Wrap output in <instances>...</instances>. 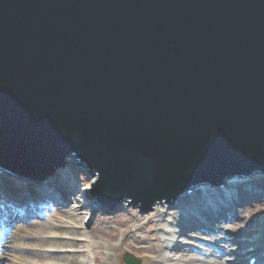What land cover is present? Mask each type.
<instances>
[{
    "label": "water",
    "instance_id": "obj_1",
    "mask_svg": "<svg viewBox=\"0 0 264 264\" xmlns=\"http://www.w3.org/2000/svg\"><path fill=\"white\" fill-rule=\"evenodd\" d=\"M71 155L142 213L264 178V0H0V185Z\"/></svg>",
    "mask_w": 264,
    "mask_h": 264
},
{
    "label": "rangeland",
    "instance_id": "obj_2",
    "mask_svg": "<svg viewBox=\"0 0 264 264\" xmlns=\"http://www.w3.org/2000/svg\"><path fill=\"white\" fill-rule=\"evenodd\" d=\"M62 177L63 180L62 183H59L60 189L57 190V193L49 188L48 191L44 192L45 194L43 191L40 193L36 191L32 195V199L22 203H8L0 200V224L5 228V233L15 232L20 223L24 225L33 220V223L38 226L33 231L43 230L45 233L40 238L34 236L19 238L21 242H39L33 248L45 255H51L68 253L74 249L71 246L73 244H65L61 245L59 250H56L54 246H50L51 242L74 238V245L78 250L86 249L78 256L79 262L89 261L91 264H93V253L100 254L103 261L111 262V264H125L123 260L125 252L133 255L141 264H174V262H177V264H191L192 261L191 263L187 261L188 257L190 259L193 257L198 259L203 257L207 260L216 259L219 264H241L240 261L235 262V256L230 252L231 249L226 250L229 251L228 254L225 251L217 253L215 249L219 248V245L222 246V242L211 240L205 243V240L203 241L204 234L202 233L211 230L215 233L214 236L219 235V238L231 237V242L227 241L225 246L231 243L230 248L239 251H244L245 248L244 250L242 248L249 245L248 243H251L254 237L257 241H264V178L260 176H255L252 179L253 183L244 188L245 194L241 193L240 196H235L237 200L243 198L247 201V198H254L259 195L254 199L256 202L254 204L257 205L255 207H253L254 205H247V212H242L240 219L236 216L240 207L237 209V206H235L234 209L235 201H232V198H229L228 204L226 203L228 206L223 204V206L218 207L222 204L220 202L216 205L212 204L208 208L202 206L203 201L198 198L199 203H196V200L192 201V203L195 202L198 205L197 208L186 207L188 212L197 211V214H192L190 217L185 215L183 225L177 228L173 235H169L170 232L167 231V228H171L179 215L186 214L180 209L182 203H179L178 200L156 203L146 213H142L137 205H133L128 201H122L114 205H93L90 209L86 207L83 193H85L88 184L95 182L97 176L95 175L93 179H90L85 169L80 167L79 162L72 160L66 166ZM3 179L5 180V177ZM7 179L10 183L17 184L14 179ZM237 194L238 191L236 190ZM188 197L192 198V194ZM174 202L177 203V206L173 204ZM58 208L64 211L55 213ZM210 208L217 209L213 211ZM176 211L181 214H175ZM69 212L74 213L73 219L65 214ZM213 213L216 216L212 215ZM224 213L226 214L224 215ZM233 213L234 215H232ZM227 214H230L229 220L225 219ZM193 216L192 222L194 223L190 222V218ZM59 218L63 220L62 226L58 224ZM187 224L192 226L186 227ZM70 225L79 230L77 229L75 234H71L72 227ZM223 225H227L226 233L220 231ZM51 231H55L57 235H51ZM105 231L107 236L102 235V232ZM0 233L3 236L4 231L0 230ZM162 240H167L172 244L170 249L163 248V251H166V254L172 257L170 262L159 259L161 258L159 250L161 248L160 241ZM235 240L243 242L244 245L239 246V243L237 244ZM95 242L100 246H97ZM10 245H13V243ZM10 245L6 243L0 246V249L3 250L0 253V255L2 254L0 264L5 261H8L9 264H25V262L16 258H19L16 254L18 250L12 249ZM177 245H182L184 249L180 250ZM136 246L141 247L137 250ZM27 248L29 247H23L22 250ZM180 255H182L181 258H178ZM37 258V256H33L32 260L35 263L31 264H41L36 261ZM70 263L68 260L58 262V264Z\"/></svg>",
    "mask_w": 264,
    "mask_h": 264
},
{
    "label": "bare ground",
    "instance_id": "obj_3",
    "mask_svg": "<svg viewBox=\"0 0 264 264\" xmlns=\"http://www.w3.org/2000/svg\"><path fill=\"white\" fill-rule=\"evenodd\" d=\"M73 158H74V156H72V155L71 156H68L67 159L65 160V163H63L60 167H58V170H60L59 172H61V171L64 172L66 166H68V164L71 162V160H73ZM58 170L56 172H58ZM55 175L58 178V176H60V173L59 174L55 173ZM72 176H73V174H72ZM93 177H95V175H91L90 176V179H93ZM35 185H38L39 186V189L41 191H44V189L42 187H45L47 189L46 183H37V184H35V183H30L29 182V183H26L25 184L26 188H33ZM91 187H92V183L88 184V186L86 187L85 193H83L84 200H85L84 202H86V204H87L86 207L87 208H90V209L93 206V203L96 201L95 198L93 197V195H91L88 192L91 189ZM24 188L25 187H19L18 186V188H16L17 192L13 193V190L9 186H2V185H0V197H1L0 199L1 200H4V202H6V200L3 197H11L9 195L14 196V195H17V193L19 194V192H21V191H24V192H22L23 193L22 195H24L25 192L27 191L26 188H25V190H22ZM229 190L231 191L230 188H228V191ZM197 192L199 193V195H197L196 193H194V194H192V198H189L188 197L189 194H187V193L181 194L179 196L180 199L178 200V202L179 203H182V204H180L181 205L180 209L184 213H186V214H184L183 216L182 215H179L178 219H175L173 225H171V228H169V227L167 228V231L170 232L169 235L175 234L176 229L177 228H180V226L183 225L182 222L185 219V217H184L185 215H187L188 217H190L192 214H197V211L196 212L195 211H189L188 212L186 207L197 208L198 205L195 204V202L196 203H199L200 200L203 201L202 204L205 203L206 196H203L202 194H200V191H197ZM238 193H239V191H238ZM240 193H242V192H240ZM233 195H234V192H231V193H229V195L227 196V198H225V196H224V198H222L218 202L213 203V205H216V204H219L220 202H222V204H224L225 206H228L227 205L228 204V200H229V198H232ZM198 198H200V200ZM193 200H196V201L192 203ZM14 201H17V200H14ZM26 201H28V200H26ZM235 202L237 204H242V205H240L239 213H237V215H236V216H238L237 218H239V219L242 217V212H244V211L247 212V208H246L247 205H249V206L250 205H254L253 207H255L257 205V204H254L256 202L253 200V198L252 199H247V201H245V199H243V198L242 199L238 198V200H236ZM259 202H261V201H259ZM173 204H175L177 206V203L176 202H174ZM63 211L64 210H62L61 208H58L57 211H55V213H58V212L59 213H62ZM226 213H224V215ZM65 214H68L67 216L70 217V219H73L72 216L74 215V213L69 212V213H65ZM65 214H63V215H65ZM175 214L178 215V214H181V213L179 211H176ZM212 215L216 216L215 213H213ZM193 218H194V216L190 218V222H192V219ZM225 219L229 220L230 219V214H227L225 216ZM33 222L34 221L31 220V221L25 223L24 225H22V223H20V225L15 230V232H13V231L10 232L9 231V232H6V233H5V228L3 227V225L0 224V230H3L4 231L3 236L0 235V246L1 245L3 246L6 243L9 244V245L13 243V245H10V246H11L12 249L18 250V252L16 254H18L17 256H19V258L18 257H16V258L17 259H20L23 262H25V264L26 263L27 264L35 263L32 260L33 256H37L38 258H37L36 261L40 262L41 264H58V262H60V261H67V260L69 262H71L70 264H76V263L78 264V263H80L79 262L80 259H78V256L81 255V253H83V251H85L86 249L85 248H82L81 250H78L75 247V245H74L75 244L74 243V238H71V240L70 239L69 240H65V241H57V240H55V241L51 242L50 243V246H52V247L54 246V249H56V250H59L60 249L59 247L61 245H65V244H73L71 246L74 247V249L72 251L68 252V253L67 252H64V253H56V254H51V255H45L44 253L38 252L36 250V248H33V246L34 245H37L39 242H30V243L21 242L19 238H25L27 236H30V237L31 236H34V237L40 238V236H42V234L45 233L43 230L42 231H33V230H35V228L38 227ZM62 222H63L62 218H59L58 224L60 226H62ZM192 223H194V222H192ZM178 225H179V227H178ZM190 226H192V225L191 224L190 225L189 224L186 225V227H190ZM226 226L223 225L221 227L220 231L222 230L223 233H226V231H227ZM70 227H72L71 228L72 229L71 230V234H75L77 232V229L78 228L77 229L74 228L73 225H70ZM205 229H206V227H205ZM50 233L53 236H56L57 235L55 231H51ZM202 234H204L203 241L205 240V243H206V241H211V240H214L215 242H218V241L222 242V246L219 245V248L215 249V251L217 253H222L223 251H225L228 254L229 251H226V250H230L231 249L232 251H230V252H232L231 254H234V256H235L234 259H235V262L236 263H238L239 260L242 259V257L244 255H247V254L250 255V256H256L257 255L258 257L257 256L256 257L258 258V260L264 261V253L262 254V251L264 252V249H263L264 248V245H262V244H260V245L257 246V247H260L261 246L262 249L257 248V247H253L252 249H250L251 244L248 243L249 245H246V246H244L242 248V250H244V248H245L244 251H239V250H234L233 248H230V244L231 243H229V244H227V246H225L227 241L231 242V237L219 238V235L214 236L215 233L213 231H211V230H210V232L202 233ZM102 235L103 236H107L106 235V231L105 232H102ZM38 241H40V240H38ZM70 242H72V243H70ZM160 242H161V244H160V247L161 248L159 250V254L161 255L160 256L161 258H159V259L163 260L164 262H166V261H169L170 262V260L172 259V257H170L168 254H166V251H163V248L170 249V248H172V246H171L172 244H170L167 240H162ZM95 243L97 244V246H100V244H98L97 242H95ZM236 243L237 244L239 243V246L244 245L243 242L241 243V242L236 241ZM177 246H178V248L180 250H183L184 249L182 245H177ZM23 247H25V248L26 247H29V248L22 250ZM139 247H141V246H136L137 250H139ZM133 248H135V247L133 246ZM1 252H3V250L0 249V253ZM1 256H2V254L0 255V257ZM181 256L182 255H180L178 258H181ZM145 258H147V256H145ZM92 261H93V264H111V262L103 261L102 260V257L98 253H93ZM187 261H190V263L192 261L191 264H219V262L216 259L207 260V259H205L203 257H200L199 259L198 258H194V257L190 259L188 257V260ZM1 264H9V263H8V261H5V262H3ZM80 264H91V263L89 261H86V262H83L82 261V263H80ZM174 264H177V262H174Z\"/></svg>",
    "mask_w": 264,
    "mask_h": 264
}]
</instances>
